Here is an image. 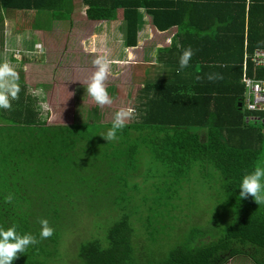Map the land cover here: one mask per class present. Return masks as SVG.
<instances>
[{
	"label": "trees",
	"instance_id": "1",
	"mask_svg": "<svg viewBox=\"0 0 264 264\" xmlns=\"http://www.w3.org/2000/svg\"><path fill=\"white\" fill-rule=\"evenodd\" d=\"M82 3L87 18L94 21L117 20L122 9L128 47L139 45L146 21L142 13L160 31L177 29L170 44L155 47L153 65L163 74H148L134 108L136 118L115 141L101 136L113 121L43 118L40 96L19 74V99L12 101L11 110L0 109V228L15 227L18 234H31L40 242L18 254L13 264H49V255L56 259L63 227H75L68 213L81 211L109 217L103 239L80 244L81 264H136L135 253L142 257L144 249L135 238L143 232L152 238L163 220H169L168 214L171 220L176 211L190 216L184 198L194 185L192 176L205 177L215 172L211 167L221 173L220 196L236 214L234 222L215 240H207L211 227L196 228L164 259L152 258L149 264H227L235 257L264 264V203L239 197L242 178L261 166L264 150V109L248 107L242 82L246 53L248 75L264 79V65L250 57L264 49V0ZM74 8V0H0V31L9 12L47 10L54 20H62L71 19ZM189 47L194 52L190 65L178 73L180 56ZM11 59H16L14 53ZM210 73L223 78L209 81ZM141 166L143 179L156 170L152 186H147L146 177L145 186L131 180L140 176ZM114 184L116 191L106 194L111 202L94 207L98 187ZM205 184L212 185L211 179L205 178ZM9 194L13 199L6 202ZM80 199L84 210L76 209ZM152 216L159 225L149 223ZM41 219L55 229L48 239H40Z\"/></svg>",
	"mask_w": 264,
	"mask_h": 264
},
{
	"label": "rangeland",
	"instance_id": "2",
	"mask_svg": "<svg viewBox=\"0 0 264 264\" xmlns=\"http://www.w3.org/2000/svg\"><path fill=\"white\" fill-rule=\"evenodd\" d=\"M74 6L72 14L70 13L71 19L62 18V20H54L53 14L47 10L9 12L2 25L3 30L0 31V53L4 57L0 64L9 63L18 74L22 75L21 80H25L30 85V90L40 96L38 104L43 118L65 123L113 121L118 109L137 108L139 90L149 73H156L154 78L163 74L162 69L153 65L155 61L153 52L157 53L155 47L170 44L175 28L160 33L151 25L150 16L142 13L146 21L141 24L139 31V46L128 49L129 59L123 53L124 26L121 15L117 20H103V23H99L87 18L82 0H74ZM121 11L122 9L119 13ZM101 24L102 26H99ZM94 33L97 34V39ZM106 44L111 47L105 48L107 51L104 53L105 49L101 50L98 46ZM116 50L126 57V60L119 62L111 59L112 74L109 75L106 85L113 103L111 106L100 107L87 94L86 83L90 81L96 70L93 60L104 55L113 58L111 56L116 55ZM13 53L16 59H11ZM88 64H90L89 69L85 67ZM82 67L86 69L82 71ZM260 162L261 167H264V150ZM211 168L215 172H208L205 177L197 176L196 173L192 176L194 178L192 184L196 183L197 186L193 185L185 193L184 198L190 216L185 217V214L176 211L172 215L174 219L171 220L172 217L168 214L169 220L162 218L163 223L156 228L152 238H150L152 234H144V232L135 238L142 244L140 248L144 249L142 257L138 258L135 253L136 264H149L152 258L157 261L164 259L176 244L190 238L196 228L211 227L213 234L206 233L207 240H215L234 222L236 214L220 196L224 193L221 188V173ZM140 172V176H135L131 180L145 186L144 179L147 175L143 179L144 166H141ZM155 172L156 170L152 171L149 174L150 179L145 180L148 181L147 186L153 185L156 178L151 179V176L153 177ZM205 178H210L212 185L205 184ZM116 185L98 187L99 193L95 197L96 202L93 206L100 208L102 204L110 203L111 197H106V194L112 195L116 191ZM117 199H121L120 194ZM76 202H78L76 209L84 210L82 199ZM113 211V214L119 212V210ZM81 212L83 213L78 214L79 216L68 213V220L71 224L74 222L75 227H63L55 253L56 259L53 255H49L46 260L49 264L55 260L57 262L54 264H81V260L77 257L80 244L94 237L104 238L105 232L102 229L108 225L109 217H96L92 211ZM149 223H154V226L159 225L154 216L149 219ZM195 243L201 244L203 241ZM227 264L256 263L244 257H235L229 259Z\"/></svg>",
	"mask_w": 264,
	"mask_h": 264
},
{
	"label": "clouds",
	"instance_id": "3",
	"mask_svg": "<svg viewBox=\"0 0 264 264\" xmlns=\"http://www.w3.org/2000/svg\"><path fill=\"white\" fill-rule=\"evenodd\" d=\"M156 55L157 53L153 52V56ZM193 55L194 52L191 47L183 51L179 59L178 73L189 67ZM93 65L96 70L88 83L87 94L98 106H111L113 99L109 95L106 85L110 75V62L106 57L98 56L93 60ZM222 78L218 73H210L207 76L209 81ZM20 91L18 72L7 62L0 64V109L11 110L12 101L19 99ZM135 116L136 110L132 107L118 109L114 114L111 128L108 129L106 134L101 136L108 142L118 140L117 133L122 131L126 127L127 122L135 118ZM239 189L240 199H247L250 196L258 205L264 203V167L256 166L252 172L246 174L242 178ZM12 199L11 194L5 197L6 202H11ZM40 225L41 240L48 239L54 235L55 229L49 225L47 219H41ZM39 242L31 234H18L15 227L7 230L0 228V264H13V261L18 259V254L25 253L29 246Z\"/></svg>",
	"mask_w": 264,
	"mask_h": 264
},
{
	"label": "built area",
	"instance_id": "4",
	"mask_svg": "<svg viewBox=\"0 0 264 264\" xmlns=\"http://www.w3.org/2000/svg\"><path fill=\"white\" fill-rule=\"evenodd\" d=\"M249 54H245L244 72L242 82L245 85L244 99L250 109H264V79L251 77L247 73V58ZM252 61L256 65H264V49L258 48L250 55Z\"/></svg>",
	"mask_w": 264,
	"mask_h": 264
},
{
	"label": "crops",
	"instance_id": "5",
	"mask_svg": "<svg viewBox=\"0 0 264 264\" xmlns=\"http://www.w3.org/2000/svg\"><path fill=\"white\" fill-rule=\"evenodd\" d=\"M120 15H121V12H120ZM91 21H94V20H91ZM94 22H97V21H94ZM99 23H103V20L102 21H99ZM150 23V22H149ZM151 24V23H150ZM157 31H159L160 33L161 32H167L168 30H166V31H160V30H158L155 26H154V24H151ZM99 26H102V24L101 25H99ZM173 28H175V32H176V29H177V27H173ZM173 28H171V29H173ZM171 29H169V30H171ZM175 32L173 33V35L175 34ZM94 35H95V38L97 39L98 38V36H97V34L96 33H94ZM173 35H172V37H173ZM124 37V36H123ZM172 37H171V39H172ZM89 42H90V40H89ZM170 42H171V40H170ZM123 43H124V39H123ZM137 46H139V45H137ZM137 46H135V47H128V46H126V44L124 43V54H126L127 56L126 57H128L129 59H130V57H129V53H130V51L128 50L129 48L130 49H135ZM94 47V45L92 46V48ZM109 47H111L110 45H103V46H98V48H100L101 50H103V49H105V48H109ZM110 49H112V48H110ZM107 50L105 49L104 50V53L106 52ZM105 56V55H104ZM115 56H116V58H115ZM111 57H113V58H110V57H106L107 59H109V62L111 61V59H113V60H115V61H119V62H121V61H125L126 60V57H123L122 55H120L119 54V51L118 50H116V55H114V54H112V56ZM1 58H3L4 59V57L2 56V53H0V59ZM125 59V60H124ZM154 64V63H153ZM90 64H88L87 66H85L87 69H89V66ZM85 67H82V71H84V68ZM85 68V69H86ZM115 68V67H114ZM117 70V69H116ZM81 74H82V72H81ZM110 74H112V72H111V68H110ZM117 74H114V76H116ZM89 82H87L86 84H88Z\"/></svg>",
	"mask_w": 264,
	"mask_h": 264
},
{
	"label": "water",
	"instance_id": "6",
	"mask_svg": "<svg viewBox=\"0 0 264 264\" xmlns=\"http://www.w3.org/2000/svg\"><path fill=\"white\" fill-rule=\"evenodd\" d=\"M240 105H242V103H240Z\"/></svg>",
	"mask_w": 264,
	"mask_h": 264
}]
</instances>
